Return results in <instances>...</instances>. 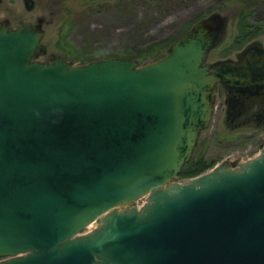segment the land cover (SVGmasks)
Listing matches in <instances>:
<instances>
[{
	"label": "water",
	"instance_id": "water-1",
	"mask_svg": "<svg viewBox=\"0 0 264 264\" xmlns=\"http://www.w3.org/2000/svg\"><path fill=\"white\" fill-rule=\"evenodd\" d=\"M217 34L208 19L155 62L71 65L33 60L38 26L0 24V264H264V148L171 182L214 84L264 83L262 52L209 70Z\"/></svg>",
	"mask_w": 264,
	"mask_h": 264
},
{
	"label": "rangeland",
	"instance_id": "rangeland-1",
	"mask_svg": "<svg viewBox=\"0 0 264 264\" xmlns=\"http://www.w3.org/2000/svg\"><path fill=\"white\" fill-rule=\"evenodd\" d=\"M208 19L217 23L218 34L205 64L206 60L235 54L241 37L261 47L264 44V0L253 8L247 0H193L166 14L143 0H0V24L10 29L22 24L40 28L44 53L36 54L33 60L44 63L57 56L71 65L117 57L143 66L166 56L174 41ZM262 148L264 126L235 125L213 115L198 132L191 157L181 170L195 162L208 167L192 176H179L180 170L171 182H187L224 163L226 168L238 170ZM146 198L118 211L140 208L147 203Z\"/></svg>",
	"mask_w": 264,
	"mask_h": 264
},
{
	"label": "flooded vegetation",
	"instance_id": "flooded-vegetation-1",
	"mask_svg": "<svg viewBox=\"0 0 264 264\" xmlns=\"http://www.w3.org/2000/svg\"><path fill=\"white\" fill-rule=\"evenodd\" d=\"M247 39V37H241L238 40L239 45L235 49V54H230L231 56L222 59L206 60V64L210 66L209 70L213 72V66L220 62L227 61L238 64L258 52L264 54V44L261 47L255 41L246 42ZM211 105L210 121L213 115H217V117H222L225 122L235 125L255 123L264 126V83L228 85L217 82L212 89Z\"/></svg>",
	"mask_w": 264,
	"mask_h": 264
},
{
	"label": "trees",
	"instance_id": "trees-1",
	"mask_svg": "<svg viewBox=\"0 0 264 264\" xmlns=\"http://www.w3.org/2000/svg\"><path fill=\"white\" fill-rule=\"evenodd\" d=\"M143 1L149 2L151 5L154 6L156 11H158L159 13L166 14L173 12L182 6H185L188 2H191L193 0H143ZM260 2L261 0H247V3L250 8L258 6ZM92 60L93 59L89 61ZM207 167L208 166L206 164L203 165L201 162H195L194 164H189L188 166L186 165L179 173V176L197 175Z\"/></svg>",
	"mask_w": 264,
	"mask_h": 264
},
{
	"label": "bare ground",
	"instance_id": "bare-ground-1",
	"mask_svg": "<svg viewBox=\"0 0 264 264\" xmlns=\"http://www.w3.org/2000/svg\"><path fill=\"white\" fill-rule=\"evenodd\" d=\"M125 206H123L122 208H124ZM119 208H121V207H119ZM110 211V210H109ZM109 211H107V212H105L103 215H101L100 217H99V219H101L102 217H104L105 215H107L108 213H109ZM99 219H95L93 222H91L90 224H89V226H88V228H90L92 225H94V227L95 226H97V225H99Z\"/></svg>",
	"mask_w": 264,
	"mask_h": 264
}]
</instances>
